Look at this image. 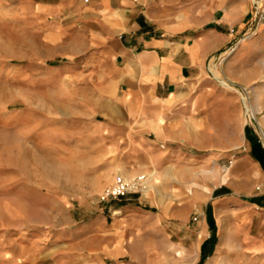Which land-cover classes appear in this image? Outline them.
<instances>
[{"label": "rangeland", "instance_id": "374dc122", "mask_svg": "<svg viewBox=\"0 0 264 264\" xmlns=\"http://www.w3.org/2000/svg\"><path fill=\"white\" fill-rule=\"evenodd\" d=\"M37 1L44 0H0V264H264V170L250 157L245 135L247 128L264 149V23L256 25L251 0L246 35L238 34L207 65L212 100L206 112L213 113L217 132L196 151L204 159L196 180L128 176L94 159L95 153L55 150L70 142L68 121L38 102L30 72L46 49ZM240 43L244 48L235 56ZM242 159L256 167L259 179H245ZM117 174L144 175L140 191L152 190L154 211L168 205L188 215L183 225L166 219L164 238L157 233L146 246L124 245L141 252L137 260L106 256L102 250L115 242L92 232V226H110L113 211L127 203L100 199ZM196 189L206 193L196 198L188 192ZM206 209L216 241L202 259L198 222Z\"/></svg>", "mask_w": 264, "mask_h": 264}, {"label": "crops", "instance_id": "0c3cea01", "mask_svg": "<svg viewBox=\"0 0 264 264\" xmlns=\"http://www.w3.org/2000/svg\"><path fill=\"white\" fill-rule=\"evenodd\" d=\"M34 3L46 45L30 71L37 99L68 121L70 142L55 150L95 153L94 159L110 161L111 169L128 176L194 179L204 161L196 151L204 148L206 135L217 132L213 113L206 112V102L212 100L207 65L237 41L238 34L246 35L250 0ZM236 48L235 56L244 45ZM251 151L250 144V157L264 170ZM239 166L245 179H259L246 159ZM225 176L228 179H217ZM188 192L196 198L206 193ZM117 201L127 203L113 211L110 226H92V232L115 242L102 250L112 258L128 255L137 260L141 252L124 245L146 246L157 233L164 238L170 227L166 219L178 218L183 225L188 216L184 209L171 211L168 205L154 211L152 190ZM210 217L216 226L208 209L198 222L197 258L214 251Z\"/></svg>", "mask_w": 264, "mask_h": 264}, {"label": "built area", "instance_id": "2783aa9c", "mask_svg": "<svg viewBox=\"0 0 264 264\" xmlns=\"http://www.w3.org/2000/svg\"><path fill=\"white\" fill-rule=\"evenodd\" d=\"M87 1L88 0H84V2ZM251 3L254 8L255 21L257 22L256 25L264 23V3L262 4L260 1L257 0H251ZM234 50L235 47L232 46L229 50H227V52L222 54V57L220 55V61L222 62L223 60H225L227 55L233 52ZM207 70L212 73L209 67L207 68ZM144 179V175H139L132 178H125L117 174L115 175L112 183L102 190V192L100 193V199L102 201L117 200L127 194L139 192L143 188Z\"/></svg>", "mask_w": 264, "mask_h": 264}, {"label": "trees", "instance_id": "16d2710c", "mask_svg": "<svg viewBox=\"0 0 264 264\" xmlns=\"http://www.w3.org/2000/svg\"><path fill=\"white\" fill-rule=\"evenodd\" d=\"M245 135H246V139L250 142L252 146V151H251L252 157L256 159L261 164V166L264 168V149L261 147L257 139L254 136L249 134V131L247 128H245ZM262 207H264V202L262 203ZM209 222H210V229L212 231V236L210 237L211 238L210 244L214 245L216 241L215 226L213 224V220L211 217L209 218Z\"/></svg>", "mask_w": 264, "mask_h": 264}, {"label": "bare ground", "instance_id": "6f19581e", "mask_svg": "<svg viewBox=\"0 0 264 264\" xmlns=\"http://www.w3.org/2000/svg\"><path fill=\"white\" fill-rule=\"evenodd\" d=\"M252 114H253V115L256 114L254 108L252 109ZM262 134H263V136H264V132H262Z\"/></svg>", "mask_w": 264, "mask_h": 264}]
</instances>
